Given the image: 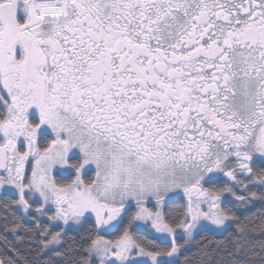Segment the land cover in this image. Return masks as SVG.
Returning a JSON list of instances; mask_svg holds the SVG:
<instances>
[{"label":"snow or ice","instance_id":"1","mask_svg":"<svg viewBox=\"0 0 264 264\" xmlns=\"http://www.w3.org/2000/svg\"><path fill=\"white\" fill-rule=\"evenodd\" d=\"M0 264H264V0H0Z\"/></svg>","mask_w":264,"mask_h":264},{"label":"trees","instance_id":"2","mask_svg":"<svg viewBox=\"0 0 264 264\" xmlns=\"http://www.w3.org/2000/svg\"><path fill=\"white\" fill-rule=\"evenodd\" d=\"M212 239H215V240H222V239H224V237H213ZM193 251H195V249H193Z\"/></svg>","mask_w":264,"mask_h":264}]
</instances>
